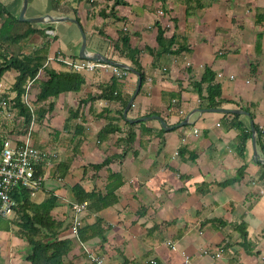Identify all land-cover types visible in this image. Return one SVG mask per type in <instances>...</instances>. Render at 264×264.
Segmentation results:
<instances>
[{
	"label": "crops",
	"instance_id": "0c3cea01",
	"mask_svg": "<svg viewBox=\"0 0 264 264\" xmlns=\"http://www.w3.org/2000/svg\"><path fill=\"white\" fill-rule=\"evenodd\" d=\"M0 2L19 18L22 0ZM24 15L45 20L30 23L38 31L14 45L15 54H28L48 40L47 58L100 55L125 65L119 66L126 71L120 78L109 68L81 73L80 89L58 94L33 124V144L56 157L30 199L40 191L46 196L36 203L57 197L51 214L64 221L58 237L73 241L66 264H94L91 255L106 264H264V0H28ZM122 33L145 76L138 90L134 71H140L119 52ZM206 68L221 88L223 102L216 107L207 106L208 84H198ZM44 69L67 70L47 59ZM3 76L0 92L12 97L14 78ZM112 78L117 98L106 91ZM37 91L32 82V99ZM5 118L0 121L7 135L23 132ZM108 122L118 128L99 140ZM234 123L249 133L243 148ZM107 156L109 164L93 167ZM108 171L123 180L117 201L100 210L87 206L82 215L83 225L101 217L108 228L103 237L80 242L69 232L72 187L104 192ZM240 223L247 232L243 244ZM8 233L0 230V237L9 239ZM20 241L25 258L29 246Z\"/></svg>",
	"mask_w": 264,
	"mask_h": 264
},
{
	"label": "trees",
	"instance_id": "16d2710c",
	"mask_svg": "<svg viewBox=\"0 0 264 264\" xmlns=\"http://www.w3.org/2000/svg\"><path fill=\"white\" fill-rule=\"evenodd\" d=\"M36 31L38 29L33 28L30 23L14 16L0 2V80L8 70L13 69L17 72L10 87V90L15 93L14 96L10 97L8 92H0V100H8L7 109L11 112L10 119L14 120V122L16 121L15 124L22 126L23 129L29 124L32 114L35 115L37 120H40L46 112L52 109L54 98L58 94L66 91H77L84 81V77L80 72L44 69V63L49 52L50 43L48 40L39 47H34L28 54L21 52L15 54L12 51L14 45L24 43ZM42 32L44 31L41 30ZM163 34V30L159 29L157 38L160 44L164 37ZM120 42L119 52L131 60L136 69L140 71L141 81H143L145 76L137 61V51L130 48L128 35L122 33ZM41 69L45 70V74L37 76ZM31 79L37 85L38 91L34 98L26 103L22 100V95L26 90L27 81ZM213 80L214 73L206 68L198 82V84L203 82L208 84L206 96L208 107H216L223 102L220 97V85ZM117 85L118 83L115 78H112L111 84L106 89L114 98L118 97L115 89ZM102 96L104 95L102 94ZM2 109L0 106V112ZM76 116L77 110L69 112L64 123L66 130ZM234 125L240 128V141L243 148V144L249 133H245L239 124L234 123ZM6 128L8 129L7 124L0 121V146L3 139L7 136L6 133L8 131ZM75 128H80V125L75 124ZM117 128L115 123L108 122L98 131L99 140H103L107 134L116 131ZM131 138L129 136L130 140ZM71 140L72 137L67 138V141ZM76 145L78 146L79 143ZM111 160L112 157L107 156L100 163L93 165V167L99 169L109 164ZM106 179L104 192H86L79 185L73 186L76 201L80 202L95 197L90 203L88 201V206L95 210L113 205L117 201L116 190L122 185L123 180L120 174L111 171H108ZM13 196L17 200L15 217L0 218V230L7 233L12 231L13 225L17 226V229L13 233L28 244L29 252L25 258L29 264H66L73 241L68 237H58V233L64 228V221L54 218L51 214V210L57 204V197L50 194L41 202L36 203L30 199L29 191L25 188L17 189V192ZM107 228V226H103L102 218L96 217L94 222L82 224L78 228L76 238L80 242H84L95 236L103 237ZM237 228L242 237L241 243L243 244L247 240L246 227L244 223H240ZM122 264H129V262L125 260Z\"/></svg>",
	"mask_w": 264,
	"mask_h": 264
},
{
	"label": "built area",
	"instance_id": "2783aa9c",
	"mask_svg": "<svg viewBox=\"0 0 264 264\" xmlns=\"http://www.w3.org/2000/svg\"><path fill=\"white\" fill-rule=\"evenodd\" d=\"M162 10H158V15H163ZM170 22H165V27H169ZM50 34L51 31L47 30ZM47 60H54L64 64L69 71L75 72H92L100 69H111L117 77H123L126 74L124 69L119 66L112 65L108 62L96 61L90 59H69L62 57L49 56ZM39 73L37 74V76ZM221 76V73H218ZM32 79L27 81L26 90L22 95V100L28 102L30 97V86ZM0 106L6 111V115L10 116L11 112L7 109L8 100L1 99ZM181 112V110H180ZM35 115H31L29 124L24 127L21 134L16 136L7 135L0 146V218H10L15 214L17 200L13 196L17 189L25 188L32 196L45 179V167L56 157L55 152H47L36 147L32 142L31 132L35 121ZM197 133V130H194ZM176 153V152H175ZM88 200L73 202L71 204V224L69 232L72 236H77L78 228L82 225V215L86 211ZM172 249L177 250V246L171 241H166ZM206 249L203 253H207ZM221 251H217L214 255L219 257ZM182 256L188 259L185 251H181ZM264 259V256L262 257ZM91 259L95 264H106L104 258L98 255H91ZM153 262V261H152Z\"/></svg>",
	"mask_w": 264,
	"mask_h": 264
},
{
	"label": "rangeland",
	"instance_id": "374dc122",
	"mask_svg": "<svg viewBox=\"0 0 264 264\" xmlns=\"http://www.w3.org/2000/svg\"><path fill=\"white\" fill-rule=\"evenodd\" d=\"M11 49V48H10ZM15 73L14 70H9L7 71L4 76L3 80L5 81L6 79H9V81H12L14 76L13 74ZM5 118L6 120H9L11 117L6 115V111L3 109L0 112V118ZM46 193L43 191H40L39 193H36L35 196L33 197L34 201H38L41 198L45 197ZM15 217V214L10 217L13 218ZM17 229V226L13 225L12 226V231L8 233L9 239L5 237H0V264H20L25 258L22 251H24V248L21 247L20 244V239L15 236L13 233ZM6 235V234H4ZM13 241L15 242L13 244ZM21 254V255H20ZM167 252L163 253V256H166Z\"/></svg>",
	"mask_w": 264,
	"mask_h": 264
},
{
	"label": "water",
	"instance_id": "95a60500",
	"mask_svg": "<svg viewBox=\"0 0 264 264\" xmlns=\"http://www.w3.org/2000/svg\"><path fill=\"white\" fill-rule=\"evenodd\" d=\"M27 2H28V0H22V8H21V11H20L19 19L22 20V21H27V22H29V23H38V22L44 21V20H45V15L42 16V17H26V16L24 15V12L26 11V8H27ZM46 16H47V15H46ZM51 20H52V19H51ZM82 36H83V39L85 40V35H84V33H82ZM81 56H82V55H81ZM82 57H83V58H88V59H90V60H91V59H93V60H101V61H103V62H108V63H110V64H112V65L123 66V67H125V65H123V64H121V63H119V62H116V61L110 60V59H108L107 57L100 56V55L97 56V57H89V56H84V55H83ZM127 68H128V67H127ZM134 72H136V74H138V83H137V90H138L139 87H140V84H141V76H140V73H139L138 71H134ZM132 100H133V97H131V98L129 99L126 108H128V107L131 105ZM213 110H216V108H213ZM156 118L160 119L159 117H156ZM133 121H135V120H133ZM133 121H132V122H133ZM252 130L255 131V128L252 127Z\"/></svg>",
	"mask_w": 264,
	"mask_h": 264
}]
</instances>
